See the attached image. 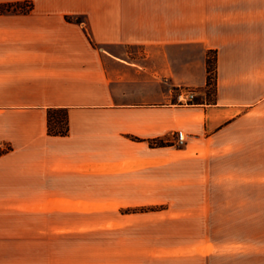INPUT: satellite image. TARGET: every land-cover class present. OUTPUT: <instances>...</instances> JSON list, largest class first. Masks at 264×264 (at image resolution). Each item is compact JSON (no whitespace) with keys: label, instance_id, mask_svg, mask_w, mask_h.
<instances>
[{"label":"crops","instance_id":"crops-1","mask_svg":"<svg viewBox=\"0 0 264 264\" xmlns=\"http://www.w3.org/2000/svg\"><path fill=\"white\" fill-rule=\"evenodd\" d=\"M30 1L0 13V147L11 146L0 154V211L163 189L168 163L185 158L210 160L221 180L212 160L237 155L229 174L264 181V0ZM134 45L147 55L130 57ZM214 50L212 100L169 104L168 76L205 91ZM51 107H68V134H49ZM180 130L184 146L150 143L178 142Z\"/></svg>","mask_w":264,"mask_h":264},{"label":"rangeland","instance_id":"rangeland-1","mask_svg":"<svg viewBox=\"0 0 264 264\" xmlns=\"http://www.w3.org/2000/svg\"><path fill=\"white\" fill-rule=\"evenodd\" d=\"M127 51L134 59L147 55L141 46ZM167 80L169 104H180L185 89L197 92L194 103L207 97L203 88ZM209 161L169 162L163 189L107 190L103 204L3 208L0 264H264V181L246 183L229 174L240 163L233 154L212 160L221 173L215 180ZM136 207L159 210L122 211Z\"/></svg>","mask_w":264,"mask_h":264},{"label":"trees","instance_id":"trees-1","mask_svg":"<svg viewBox=\"0 0 264 264\" xmlns=\"http://www.w3.org/2000/svg\"><path fill=\"white\" fill-rule=\"evenodd\" d=\"M33 7V2L30 0H24V1H6V2H0V13L6 12V11H18V12H27ZM67 19L70 21H81L80 16H71L68 15ZM207 83L205 87L206 91V99L212 100V97L216 91V83H217V72H218V63H217V51H210L207 55ZM214 81V82H213ZM214 84V92L211 90V85ZM202 102L200 100L196 101ZM47 119H48V132L49 134L53 135H66L69 133V110L68 107H51L48 109L47 113ZM150 143L152 145H169L172 144L169 140H165L164 138H153L150 139ZM11 149V146H7L5 148L0 147V154L7 152ZM157 207V206H156ZM162 206H160L159 209H161ZM122 209V208H121ZM137 209H143L142 211H147V209L151 210H159L154 207H148L145 209L144 207L139 208H126V210H122L124 213L129 212H137L140 210Z\"/></svg>","mask_w":264,"mask_h":264},{"label":"built area","instance_id":"built-area-1","mask_svg":"<svg viewBox=\"0 0 264 264\" xmlns=\"http://www.w3.org/2000/svg\"><path fill=\"white\" fill-rule=\"evenodd\" d=\"M87 31L91 29V26L89 24H86ZM197 96V92L191 89H185V92L182 91L181 95L179 96V102L180 104H186L188 101L190 103H194L193 100ZM185 139V133L184 131H179V140L183 142Z\"/></svg>","mask_w":264,"mask_h":264}]
</instances>
